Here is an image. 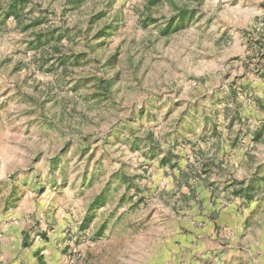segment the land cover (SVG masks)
Here are the masks:
<instances>
[{"label": "rangeland", "instance_id": "374dc122", "mask_svg": "<svg viewBox=\"0 0 264 264\" xmlns=\"http://www.w3.org/2000/svg\"><path fill=\"white\" fill-rule=\"evenodd\" d=\"M263 7L0 0V264H171L192 226L211 264H264V112L240 80ZM211 179L235 217L214 221Z\"/></svg>", "mask_w": 264, "mask_h": 264}, {"label": "crops", "instance_id": "0c3cea01", "mask_svg": "<svg viewBox=\"0 0 264 264\" xmlns=\"http://www.w3.org/2000/svg\"><path fill=\"white\" fill-rule=\"evenodd\" d=\"M264 53V49H263ZM256 72L259 73V76L256 75ZM241 82L242 84H246L248 94L252 95V101L253 103L248 104L249 108L253 109H260L263 106V111L264 112V56L260 58L258 66H256V69L249 72H241ZM245 106V104L242 103V106ZM260 112H258L257 117H260L259 115ZM262 114V113H260ZM264 116V113L263 115ZM221 183L223 182L220 178H218ZM212 183L207 186L208 189L211 191L208 193L209 198L211 196V202L217 205L218 210L215 212V217L214 219L215 222H219L222 220L223 217H230L234 216L237 214V206L235 198H232L230 202H226L224 199L223 191L219 193L218 196L214 195L213 193L215 192L213 189L217 188V183L215 179L210 180ZM222 186H224L222 184ZM212 193V195H211ZM228 197V196H226ZM215 207L213 206L212 209ZM213 215V216H214ZM199 219L200 216H198ZM213 227V226H212ZM215 232L211 230V228L203 227V228H198V227H193L191 230V234H188L187 241L180 243V244H174L172 243V246L165 247L164 251L168 254V259L171 264H183L179 263L182 261V258L180 255H185L187 254V257H184L183 259H186L184 261V264H199L198 260L200 258H204V260L201 263H206V264H211L212 263V254L218 252H221L219 255V258H228L222 254L221 248H216L218 245L214 241L215 239ZM177 252V254H175ZM218 258L215 259L217 261Z\"/></svg>", "mask_w": 264, "mask_h": 264}, {"label": "trees", "instance_id": "16d2710c", "mask_svg": "<svg viewBox=\"0 0 264 264\" xmlns=\"http://www.w3.org/2000/svg\"><path fill=\"white\" fill-rule=\"evenodd\" d=\"M193 16V11L192 9H189L188 6L183 5L180 7L173 18L170 19L169 24L165 27L164 30H167L168 28L172 31L177 28V25L181 24L185 19H188ZM106 87V85H104ZM235 191V189H234ZM102 196L98 195L94 198L93 205L95 206H100L102 205Z\"/></svg>", "mask_w": 264, "mask_h": 264}, {"label": "built area", "instance_id": "2783aa9c", "mask_svg": "<svg viewBox=\"0 0 264 264\" xmlns=\"http://www.w3.org/2000/svg\"><path fill=\"white\" fill-rule=\"evenodd\" d=\"M254 45H262L264 43V7L261 9L259 20L254 26Z\"/></svg>", "mask_w": 264, "mask_h": 264}]
</instances>
